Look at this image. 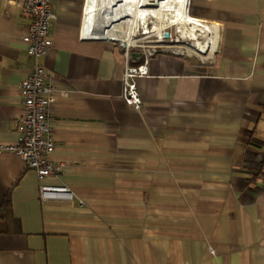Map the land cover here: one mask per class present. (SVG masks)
Wrapping results in <instances>:
<instances>
[{
    "label": "crops",
    "instance_id": "1",
    "mask_svg": "<svg viewBox=\"0 0 264 264\" xmlns=\"http://www.w3.org/2000/svg\"><path fill=\"white\" fill-rule=\"evenodd\" d=\"M88 0H52L53 162L38 179L0 151V264H264V0H190L214 27L205 56L147 61L121 98L126 48L83 38ZM30 17L0 0V144H14ZM41 184L72 198L42 199Z\"/></svg>",
    "mask_w": 264,
    "mask_h": 264
},
{
    "label": "built area",
    "instance_id": "2",
    "mask_svg": "<svg viewBox=\"0 0 264 264\" xmlns=\"http://www.w3.org/2000/svg\"><path fill=\"white\" fill-rule=\"evenodd\" d=\"M16 2L21 11L30 17L26 32L21 37L26 45V51L33 59L30 73L22 80L19 89L21 92L22 111L16 120L17 139L14 144L2 145L1 150L15 152L25 163V166L35 171L38 179L60 171L62 164L53 162L51 157L54 149V138L51 119V104L54 100V88L45 82L44 66L38 61L52 49V39L49 27L55 17L52 9V0H9ZM83 38H99L91 32L83 33ZM167 39L166 37H163ZM102 39V38H101ZM104 40H109L105 39ZM144 55L151 56L155 52L168 50L174 54L189 55L184 42L178 47L171 48H143L138 44L135 48L126 45L125 60L122 71L121 98L134 108L141 105V97L133 80L135 76L147 74V61L139 65L129 62V48ZM39 196L42 199L62 196L72 198L71 190L65 185L41 184Z\"/></svg>",
    "mask_w": 264,
    "mask_h": 264
},
{
    "label": "bare ground",
    "instance_id": "3",
    "mask_svg": "<svg viewBox=\"0 0 264 264\" xmlns=\"http://www.w3.org/2000/svg\"><path fill=\"white\" fill-rule=\"evenodd\" d=\"M189 2L88 0L85 33L91 32L99 39H113L136 47L152 36L156 39L154 42L163 43V30L174 26L176 37L168 42H184L189 52L205 56L213 50L215 30L189 14ZM136 28L140 30V35L136 33ZM175 46L178 47L177 44Z\"/></svg>",
    "mask_w": 264,
    "mask_h": 264
},
{
    "label": "rangeland",
    "instance_id": "4",
    "mask_svg": "<svg viewBox=\"0 0 264 264\" xmlns=\"http://www.w3.org/2000/svg\"><path fill=\"white\" fill-rule=\"evenodd\" d=\"M167 32L168 33V36H167V39H164L163 43H157V42H154L156 41L155 37H148L146 38V41L144 42H141L142 47L145 48H153V47H156V48H171V49H175L174 47H176L175 45H179L180 43H174V42H168V40H171L173 38H175L176 36V33H175V28L174 26L173 27H170V28H166L165 30H163V33ZM136 33L138 35H140V30L138 28H136ZM147 35V34H146ZM170 46V47H168ZM135 48V47H134Z\"/></svg>",
    "mask_w": 264,
    "mask_h": 264
},
{
    "label": "water",
    "instance_id": "5",
    "mask_svg": "<svg viewBox=\"0 0 264 264\" xmlns=\"http://www.w3.org/2000/svg\"><path fill=\"white\" fill-rule=\"evenodd\" d=\"M164 36H165V37H167V36H168V33H167V32H165V33H164ZM123 46H124V47H126V45H125V44H123Z\"/></svg>",
    "mask_w": 264,
    "mask_h": 264
}]
</instances>
